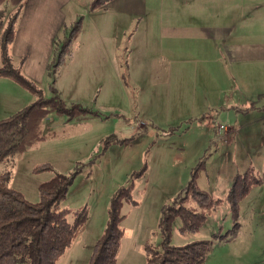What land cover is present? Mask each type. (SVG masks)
<instances>
[{
	"label": "rangeland",
	"instance_id": "obj_1",
	"mask_svg": "<svg viewBox=\"0 0 264 264\" xmlns=\"http://www.w3.org/2000/svg\"><path fill=\"white\" fill-rule=\"evenodd\" d=\"M92 1L0 5L4 26L20 9L14 38L20 43L11 54L16 66L27 56L22 74L44 97L56 93L67 107L97 113L70 120L49 113L44 138L0 162V174L10 171L8 185L32 202L53 172L79 170L57 208L86 206L88 219L56 264H87L106 227L110 197L141 168L132 178L136 203L122 205L116 261L144 264V244L158 246L162 238L161 208L178 204L200 161L196 184L222 202L196 232L180 233L175 219L171 244L211 240L201 264H264V214L254 209L253 188L239 202L238 228L212 238L233 228L225 197L235 176L249 168L257 176L254 168H262L256 156L264 148V0H111L91 9ZM220 2H227L223 11ZM202 27L222 28L227 39L203 37ZM68 38L69 51L56 65ZM34 99L0 77V119ZM111 135L116 141L106 143ZM41 164L53 171H34Z\"/></svg>",
	"mask_w": 264,
	"mask_h": 264
},
{
	"label": "trees",
	"instance_id": "obj_2",
	"mask_svg": "<svg viewBox=\"0 0 264 264\" xmlns=\"http://www.w3.org/2000/svg\"><path fill=\"white\" fill-rule=\"evenodd\" d=\"M111 0H93L90 8L94 9ZM4 0H0V5ZM20 9L8 18L4 26L6 12L0 9V76L10 78L30 91L35 99L27 106L13 114L0 119V162L7 156L24 151L28 146L44 138L42 125L51 112L63 114L68 120L83 113L97 114L95 111L80 104L66 106L55 93L46 98L42 90L34 81L22 74L21 67L26 60L23 56L18 66L12 62L9 45L15 38V24ZM75 30V29H74ZM71 39L63 40L56 65H58L69 49ZM52 89V87H51ZM55 92V88H53ZM115 135L108 136L109 140ZM118 141V140H117ZM124 139L119 140V142ZM200 161L191 175L184 189V196L178 204H165L161 208L159 228L161 241L158 246L144 244V264H201L209 249L211 240H194L181 245L171 244L172 223L180 220L179 232H196L203 225L206 213L215 210L222 202L220 198H213L196 184V170L202 166ZM51 170L49 164H41L34 171ZM143 168L131 175L127 186L115 190L110 197L107 209L108 221L103 233L95 241L87 264H117L118 253L123 228L121 221L125 217L121 214L123 202L135 204L131 196L133 177L142 174ZM79 170L70 174L53 172L50 178L38 184V200L32 202L23 194L8 185L10 171L0 174V264H56L67 248H69L77 233L88 219L86 206L76 210L67 207L58 209V204L66 197L69 186ZM261 178L255 176L249 168L244 173L235 176L228 188L225 200L229 205L230 215L234 221L233 228L224 234L215 233L212 238H225L239 226V202L248 194L249 190L257 186ZM193 201L196 211L187 203ZM72 220H68V216Z\"/></svg>",
	"mask_w": 264,
	"mask_h": 264
},
{
	"label": "crops",
	"instance_id": "obj_3",
	"mask_svg": "<svg viewBox=\"0 0 264 264\" xmlns=\"http://www.w3.org/2000/svg\"><path fill=\"white\" fill-rule=\"evenodd\" d=\"M222 1V0H220ZM226 1V0H223ZM227 7V2H220V8L221 11L225 10ZM264 8V7H263ZM201 10V9H199ZM212 10V9H211ZM210 11V10H209ZM50 12V9H49ZM194 12H196V10H194ZM211 12V11H210ZM44 18V17H43ZM42 18V20H43ZM201 30H203L202 33H200L201 36L203 37H210V38H218V37H222L227 39V31H223L222 28L217 29V28H210V27H202V29H200L199 31L201 32ZM206 31V32H205ZM16 40V39H15ZM20 42H18L17 40L14 42V40L11 42V44L9 45V54L11 56L12 62H13V56L11 54V49L14 48V46H17ZM264 45V44H263ZM27 59V56L24 55ZM20 60V59H19ZM26 61V60H25ZM25 61L21 67V69L25 64ZM46 63V62H45ZM14 64V63H13ZM19 64V62H18ZM15 65V64H14ZM16 66V65H15ZM18 66V65H17ZM49 67V63H46V68ZM1 77V76H0ZM260 143L264 144V133L260 139ZM258 155L256 156V160H259L257 162H262V168L260 166H258V168H254V171L256 173V175L259 178H262V182L259 183L257 186L253 187V196H252V203L254 206V209L258 211V213H263L264 214V161H260V160H264V148L262 150H258ZM262 153V154H261ZM253 208V207H252Z\"/></svg>",
	"mask_w": 264,
	"mask_h": 264
}]
</instances>
